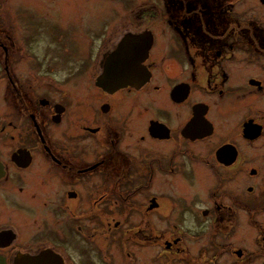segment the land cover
<instances>
[{
    "label": "flooded vegetation",
    "instance_id": "obj_1",
    "mask_svg": "<svg viewBox=\"0 0 264 264\" xmlns=\"http://www.w3.org/2000/svg\"><path fill=\"white\" fill-rule=\"evenodd\" d=\"M163 1L108 32L53 22L50 50L63 56L47 73L15 58L18 38L0 39L18 121L0 114V264H155L130 243L151 245L157 227L159 264H264V0L257 13ZM79 8L89 17L88 0ZM67 63L63 81L87 83L78 112V91H39Z\"/></svg>",
    "mask_w": 264,
    "mask_h": 264
},
{
    "label": "rangeland",
    "instance_id": "obj_2",
    "mask_svg": "<svg viewBox=\"0 0 264 264\" xmlns=\"http://www.w3.org/2000/svg\"><path fill=\"white\" fill-rule=\"evenodd\" d=\"M73 1V2H72ZM79 1V2H78ZM89 1V17L86 19H82L80 16L75 14V17L72 16L73 13H77L76 11H81L80 6L82 4V0H0V39L1 42L9 44V40L6 38L7 35H13L15 38L19 39V43L21 39L24 37L27 39L28 44L26 47L24 46V50L18 51L20 44L17 42V46L12 47L14 53H16L15 58L26 59L28 62L30 61H40V71L41 73H47L50 70L51 60L54 57V62L62 58L61 56H53L52 48V31L51 26L54 22V27L56 24L58 26H66L69 21L75 20L76 26L81 25V22L86 21L89 27L102 26L107 29V32L110 31L114 27H121L127 23L125 16L129 15V13L134 12V10L141 9L143 6H147L149 4H158L161 9H163L164 1L163 0H88ZM205 0H172V4L176 11L178 10H195V2H202ZM234 1V9L239 10L240 12H254L261 10V6H259L258 0H233ZM99 2V3H98ZM228 0H220L218 4L222 5V8H226V3ZM98 4V5H97ZM181 4V6H180ZM94 5V6H93ZM211 6H209L208 10H212ZM93 11H100V14H96ZM79 13V12H78ZM115 13V14H114ZM252 14V13H251ZM250 14V15H251ZM249 15V16H250ZM67 18L69 19L67 22ZM79 20H82L79 22ZM102 21V23H100ZM133 21V20H132ZM78 22V23H76ZM73 24V23H72ZM128 24V23H127ZM168 26L163 23V21L155 24V29L159 34L158 40V50L159 58L164 57L165 49L162 48L163 44L169 42V36L164 33V28ZM32 33V34H31ZM8 35V36H9ZM27 36V37H26ZM92 51L95 49L92 47ZM66 53V51H64ZM23 56V57H21ZM0 58L3 59V51L0 47ZM26 62L25 64H27ZM22 63V62H21ZM20 63V65H21ZM65 65L59 64L58 71L55 73L57 78V85L52 86L51 78L52 75H44L43 81H41L39 91L40 93L48 94V92L52 91L54 88V94L59 96L60 93L66 88H70L71 90H76L75 95L72 94L73 98L71 100L72 109L75 112L82 110L81 107H77L74 105L76 101V95L81 97L83 87L87 83L84 82L81 86L76 88L72 85L63 81L66 76V70H68ZM27 66V65H26ZM21 68H25L21 66ZM66 69V70H65ZM0 71V114L4 117V119L11 118L15 120L17 123V115L11 113L10 106L7 102L6 96V83L7 79L4 78V75ZM40 73H37V75ZM178 74V72H176ZM12 99L15 100V94L11 92ZM4 122V121H3ZM3 122H0L2 124ZM81 124V123H80ZM17 135L19 130L12 131ZM66 129L58 128L56 131V137L58 139H66L67 138ZM9 136L6 137L5 133H0V153L7 154V149L9 146L7 142L9 141ZM30 193H21V198L23 200L22 203L28 202V197ZM42 201V200H41ZM136 227L135 229H137ZM155 234V240H151V245H141V243H130L132 249L136 252L140 251H149L153 250L155 253V264H159L163 262V252L161 237L163 234L160 232L162 229L157 227V231L152 228ZM149 243V244H150ZM175 264H179L178 260Z\"/></svg>",
    "mask_w": 264,
    "mask_h": 264
}]
</instances>
